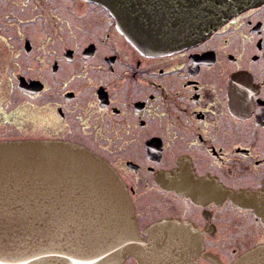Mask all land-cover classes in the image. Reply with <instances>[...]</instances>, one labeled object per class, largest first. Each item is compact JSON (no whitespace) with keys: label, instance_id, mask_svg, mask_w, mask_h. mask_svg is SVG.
<instances>
[{"label":"flooded vegetation","instance_id":"obj_1","mask_svg":"<svg viewBox=\"0 0 264 264\" xmlns=\"http://www.w3.org/2000/svg\"><path fill=\"white\" fill-rule=\"evenodd\" d=\"M72 2L96 35L75 36L87 25L70 17L64 45L38 52L24 35L16 59L29 62H0L21 98L8 111L0 96V124L17 139L71 142L102 157L127 186L140 235L160 220L189 221L202 236L198 264H232L264 245V2L161 56L131 45L102 6ZM53 19L62 24L52 15L47 33Z\"/></svg>","mask_w":264,"mask_h":264},{"label":"water","instance_id":"obj_2","mask_svg":"<svg viewBox=\"0 0 264 264\" xmlns=\"http://www.w3.org/2000/svg\"><path fill=\"white\" fill-rule=\"evenodd\" d=\"M105 8L141 53L198 44L264 0H84ZM29 43L27 42V46ZM32 92L34 84H21ZM140 235L134 204L114 167L91 150L49 139L0 140V264H198L202 236L164 219ZM232 264H264V245Z\"/></svg>","mask_w":264,"mask_h":264},{"label":"rangeland","instance_id":"obj_3","mask_svg":"<svg viewBox=\"0 0 264 264\" xmlns=\"http://www.w3.org/2000/svg\"><path fill=\"white\" fill-rule=\"evenodd\" d=\"M45 4L48 6H45ZM75 7L76 6L72 0H0V62H4L8 68H12L15 61L29 62V60L26 61L23 56L20 58V60L16 59L18 51L23 53V50L21 51L19 47L24 45V35L29 36L28 38L32 40V44L36 46L38 52H43L44 49L42 46L45 45H64L65 41L62 43V40H64V38H69L68 33L72 34V31H70L67 26L65 27L66 24L64 20L68 19V17H70L72 20H79H73V23L80 28L83 26V24L87 25L84 27V33L75 31V36L83 37L87 40L94 37L96 34L93 36V33L89 32V30L97 23L92 21L80 22L81 19H78V17L74 16L76 13L74 10ZM8 8L10 10H14L20 14V16H17L16 14L15 18H8V16L5 15V18H3L4 13ZM84 13L89 15L88 13L90 12L85 11ZM95 14L100 15V13ZM52 15L58 16V18L61 19L62 24L57 23V20L55 19L50 20L51 30L47 33L45 30V23H47L46 19H50ZM102 29V27L97 28L96 33H101ZM233 38H235L234 34L231 35L228 41L231 43V39ZM27 40L28 39L25 41V45H27ZM68 40L69 45L74 43L71 41V39ZM235 44L236 42H234V45ZM7 67H0V96L4 97V99L6 98L7 102L4 101V104H7L6 108L8 111H11L14 104L18 102V98L20 97L14 92L13 84L10 80V74L13 71ZM16 95L18 97H16ZM17 138L18 134L16 133L12 124H5L4 122L0 124V140ZM21 138L26 137H20L19 139ZM148 191L149 190H147V192ZM151 195L153 194H148L147 196ZM225 213L226 214H224V216L229 217L230 219L234 216V214L231 212Z\"/></svg>","mask_w":264,"mask_h":264}]
</instances>
